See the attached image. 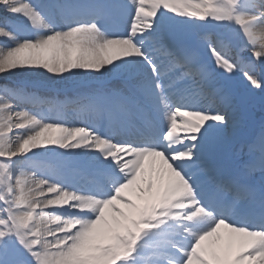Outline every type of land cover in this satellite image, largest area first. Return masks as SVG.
Listing matches in <instances>:
<instances>
[{
    "label": "snow or ice",
    "instance_id": "obj_1",
    "mask_svg": "<svg viewBox=\"0 0 264 264\" xmlns=\"http://www.w3.org/2000/svg\"><path fill=\"white\" fill-rule=\"evenodd\" d=\"M257 92L264 0H0V264H264Z\"/></svg>",
    "mask_w": 264,
    "mask_h": 264
},
{
    "label": "rangeland",
    "instance_id": "obj_2",
    "mask_svg": "<svg viewBox=\"0 0 264 264\" xmlns=\"http://www.w3.org/2000/svg\"><path fill=\"white\" fill-rule=\"evenodd\" d=\"M244 55H247V53H244ZM33 82L38 83V84H43V85H49V84H47V82L44 78H41V79H39L37 81H33ZM231 82H232V84L236 90L240 91L241 93L245 92V86L239 77L233 78ZM262 96H264V93H260V92L255 93V98H257V99H261Z\"/></svg>",
    "mask_w": 264,
    "mask_h": 264
},
{
    "label": "bare ground",
    "instance_id": "obj_3",
    "mask_svg": "<svg viewBox=\"0 0 264 264\" xmlns=\"http://www.w3.org/2000/svg\"><path fill=\"white\" fill-rule=\"evenodd\" d=\"M245 106H249V104H244V107ZM245 114V112H243V115ZM249 118H248V116H246V121L248 120ZM233 137V136H232ZM232 137H227V136H225L224 135V137H223V139L220 141V142H222V146H223V148L224 147H226V146H228V145H230L232 142H233V138ZM219 152V151H218Z\"/></svg>",
    "mask_w": 264,
    "mask_h": 264
}]
</instances>
